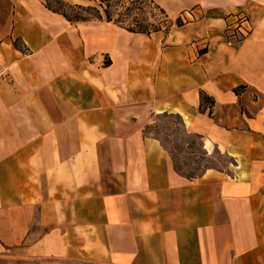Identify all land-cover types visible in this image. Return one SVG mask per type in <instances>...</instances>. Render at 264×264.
I'll return each mask as SVG.
<instances>
[{
	"label": "crops",
	"instance_id": "0c3cea01",
	"mask_svg": "<svg viewBox=\"0 0 264 264\" xmlns=\"http://www.w3.org/2000/svg\"><path fill=\"white\" fill-rule=\"evenodd\" d=\"M52 1L89 0H0V264H264V0H148V32ZM159 114L225 165L178 172Z\"/></svg>",
	"mask_w": 264,
	"mask_h": 264
},
{
	"label": "rangeland",
	"instance_id": "374dc122",
	"mask_svg": "<svg viewBox=\"0 0 264 264\" xmlns=\"http://www.w3.org/2000/svg\"><path fill=\"white\" fill-rule=\"evenodd\" d=\"M51 3L54 7L64 8L72 19L95 18L97 13L104 17L103 9L106 8L112 19H118L120 25L132 26L135 30L152 31L165 25L163 12L148 0H89L86 5L69 6ZM145 131L160 140L173 167L186 177L199 174L205 167H222L227 161L216 152L207 154L198 135L187 132L176 116L153 115Z\"/></svg>",
	"mask_w": 264,
	"mask_h": 264
},
{
	"label": "built area",
	"instance_id": "2783aa9c",
	"mask_svg": "<svg viewBox=\"0 0 264 264\" xmlns=\"http://www.w3.org/2000/svg\"><path fill=\"white\" fill-rule=\"evenodd\" d=\"M247 21V17L244 13L237 12L234 14L233 24L231 26H225L224 29V36L227 44L238 41L243 37L244 33L249 30Z\"/></svg>",
	"mask_w": 264,
	"mask_h": 264
},
{
	"label": "trees",
	"instance_id": "16d2710c",
	"mask_svg": "<svg viewBox=\"0 0 264 264\" xmlns=\"http://www.w3.org/2000/svg\"><path fill=\"white\" fill-rule=\"evenodd\" d=\"M59 3H60V2H59ZM80 8H82V6H81ZM84 8H87V6L84 7ZM103 12H104V18H105L107 21H112V22H114V23L120 24V20H118V19H112V18H111L110 14H109L108 11L106 10V8L103 9ZM61 13H62V15H63L64 17H66L68 20H85V19H87L86 17H79V18H76V19H72L71 17H69V16L66 14L65 11L62 10ZM96 17H100V15L97 13V16H96ZM124 27H125L126 29L130 30V31L135 30L134 28H132V26L124 25ZM154 30H156V29H154ZM135 31L148 32V31H143V30H141V29H137V30H135Z\"/></svg>",
	"mask_w": 264,
	"mask_h": 264
}]
</instances>
